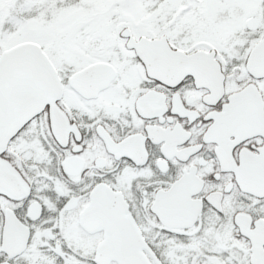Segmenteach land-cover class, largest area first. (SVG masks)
I'll use <instances>...</instances> for the list:
<instances>
[{"label":"snow or ice","instance_id":"snow-or-ice-1","mask_svg":"<svg viewBox=\"0 0 264 264\" xmlns=\"http://www.w3.org/2000/svg\"><path fill=\"white\" fill-rule=\"evenodd\" d=\"M0 264H264V0H0Z\"/></svg>","mask_w":264,"mask_h":264}]
</instances>
